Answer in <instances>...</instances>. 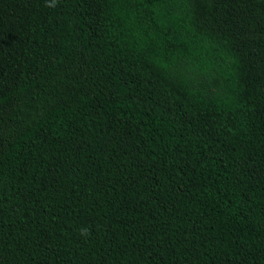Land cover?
I'll list each match as a JSON object with an SVG mask.
<instances>
[{"label": "trees", "instance_id": "1", "mask_svg": "<svg viewBox=\"0 0 264 264\" xmlns=\"http://www.w3.org/2000/svg\"><path fill=\"white\" fill-rule=\"evenodd\" d=\"M0 264H264V0H0Z\"/></svg>", "mask_w": 264, "mask_h": 264}]
</instances>
